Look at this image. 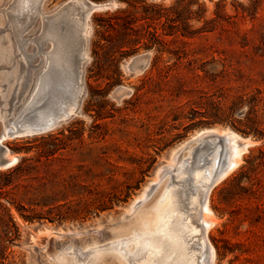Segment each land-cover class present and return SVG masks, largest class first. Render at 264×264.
Here are the masks:
<instances>
[{
  "label": "rangeland",
  "instance_id": "rangeland-1",
  "mask_svg": "<svg viewBox=\"0 0 264 264\" xmlns=\"http://www.w3.org/2000/svg\"><path fill=\"white\" fill-rule=\"evenodd\" d=\"M21 1L0 0V140L33 93L46 59L52 56V69L61 74L71 71L76 57L72 17H57L72 0H43L33 5L38 12L27 6L18 20ZM90 1L111 6L88 21V58L81 68L77 110L51 132L0 144L9 151L8 160L3 157L9 164L0 170V264H56L63 247L106 245L109 232L131 224L139 210L158 201L167 180L160 187L153 185L158 171L206 129L232 130L254 142L240 167L220 180L210 195L215 222L208 236L216 264H264V138L254 137L264 135V0H200L206 8L204 20L192 13L191 29L216 18L217 11L232 18L221 19L214 31L195 37H165L162 51L141 44L137 52L117 53L118 82L111 87L106 78H88L94 68L91 41L97 39L93 16L126 4ZM148 1L165 6L175 2ZM197 9L191 6L192 12ZM51 19L68 45L63 44L66 51L47 36ZM88 83L100 94L93 96ZM202 98L220 103L219 109L208 108V113H217L216 121L185 118L191 109L206 111L198 107ZM191 123L195 126L189 128ZM133 205L135 211L129 213ZM99 264L119 263L110 254Z\"/></svg>",
  "mask_w": 264,
  "mask_h": 264
},
{
  "label": "bare ground",
  "instance_id": "bare-ground-1",
  "mask_svg": "<svg viewBox=\"0 0 264 264\" xmlns=\"http://www.w3.org/2000/svg\"><path fill=\"white\" fill-rule=\"evenodd\" d=\"M21 2V8L16 10L18 20H21L25 7L30 6V9L38 12L33 5L43 4L44 1ZM99 6L101 4L90 0H72L61 9L58 18H67V15L72 17V24L69 25L79 59L76 71L71 67L69 73L60 74L56 69H52V56H48L46 69L38 75L33 93L7 127L6 134L0 140L1 145L9 138L23 136L31 129H37L43 122L51 125L56 114H61L63 120H67L77 110L82 93L81 68L88 58V21L93 13L102 9ZM54 23L51 19L47 36L51 42H57L58 48L66 51L65 46L68 45L59 38L58 27ZM64 60H67L66 56ZM30 110H34L30 118L33 127L28 126L29 120L25 117ZM253 143L250 138H244L232 130L220 132L218 129H206L198 132L173 153L165 169L162 167L158 171L153 185L160 187L165 177L167 180L158 201L150 209L139 210L131 224L109 232L107 239L111 241L104 246L97 242L93 247L87 248L74 244L63 247L55 259L56 264H80L81 261L83 264H99L105 255L110 254L116 256L119 264H216V250L208 236V228L215 222L210 207V195L220 180L226 179L233 169L240 167L244 154ZM199 146L201 149L197 150ZM7 152L0 149V157L7 158ZM14 161L18 162V159L15 158ZM6 166L0 165V170ZM172 173L174 174L171 175ZM145 197L144 194L136 199L135 204ZM134 207L133 205L130 208L129 213L135 211ZM198 214L202 215V221L199 220L202 225L196 221ZM78 252L81 254L78 255ZM65 254L68 256H64Z\"/></svg>",
  "mask_w": 264,
  "mask_h": 264
},
{
  "label": "trees",
  "instance_id": "trees-1",
  "mask_svg": "<svg viewBox=\"0 0 264 264\" xmlns=\"http://www.w3.org/2000/svg\"><path fill=\"white\" fill-rule=\"evenodd\" d=\"M224 1L220 0V3ZM120 2L125 3L126 6H118L119 8L113 12L108 11L93 16L97 22L94 29L97 39L91 41V50L94 56L92 67L94 68L89 69L92 74L88 78H106L109 80L107 83L109 87L118 82L120 59L116 56L117 53L120 52L121 56L129 55L137 52L141 44L147 49L157 46L162 51L167 45L165 37L179 34L195 37L214 31L221 19L232 18V16L223 15L221 11H217L216 18L205 20L203 26L191 29L188 20L191 18L192 13L195 14L198 21L204 20L206 8L200 0H175L170 6H165L162 2L148 0H120ZM194 4L198 5V9L192 12L191 6ZM254 12L251 15H254ZM125 48L128 49L124 50ZM104 72H107V74L104 75ZM88 87L93 96L100 94L92 88L90 83H88ZM219 104L211 99L202 98L198 103V107L204 108L206 111L191 109L189 114L185 115V118L194 121L201 116L213 118L216 121L219 118L217 113H208V108L219 109ZM237 105V102L233 103V107ZM92 106L90 105V108ZM95 111L99 119L103 118L99 109H95ZM248 121L255 124L253 120ZM194 126L195 124L191 123L188 127L192 128ZM244 134L249 135L246 132ZM254 137L262 139L264 135L255 134ZM0 189H2V186H0Z\"/></svg>",
  "mask_w": 264,
  "mask_h": 264
},
{
  "label": "water",
  "instance_id": "water-1",
  "mask_svg": "<svg viewBox=\"0 0 264 264\" xmlns=\"http://www.w3.org/2000/svg\"><path fill=\"white\" fill-rule=\"evenodd\" d=\"M110 4H105L99 6L100 8H110ZM98 7V8H99ZM79 63V59L78 56L75 57L74 61H73V65L71 66L73 71H76V67ZM34 113V110H30L25 114V117L28 118V126L33 127L30 118H31V114ZM55 120L52 121L51 125H48L47 123L43 122L41 124H39L37 129H31L28 131L27 134L23 135V136H17L15 138L18 137H26V136H35V135H42L48 132L53 131L54 129H56L62 122H64L65 120H63L61 114H56V118H54ZM11 135H13L12 133H10ZM6 164V161L0 157V165L3 166Z\"/></svg>",
  "mask_w": 264,
  "mask_h": 264
}]
</instances>
